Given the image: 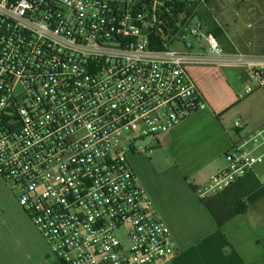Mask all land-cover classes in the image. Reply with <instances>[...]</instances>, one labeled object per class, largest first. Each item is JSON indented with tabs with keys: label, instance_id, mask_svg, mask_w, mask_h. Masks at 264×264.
<instances>
[{
	"label": "built area",
	"instance_id": "2783aa9c",
	"mask_svg": "<svg viewBox=\"0 0 264 264\" xmlns=\"http://www.w3.org/2000/svg\"><path fill=\"white\" fill-rule=\"evenodd\" d=\"M211 0H0V178L48 243L46 264H161L177 245L128 162L205 107L191 68L264 92V55L211 31ZM235 127H242L239 121ZM197 189L264 163V129Z\"/></svg>",
	"mask_w": 264,
	"mask_h": 264
},
{
	"label": "crops",
	"instance_id": "0c3cea01",
	"mask_svg": "<svg viewBox=\"0 0 264 264\" xmlns=\"http://www.w3.org/2000/svg\"><path fill=\"white\" fill-rule=\"evenodd\" d=\"M260 52L264 50L254 54L264 55ZM237 71L238 79L249 85L248 76ZM241 94L238 100L247 97L240 98ZM226 116L224 108H210L205 102L191 118L161 136L157 143L165 156L159 161L170 165L166 170L151 166V157L133 160L177 245L175 255L161 264H264V163L217 195L203 200L197 193L226 169L225 155L233 146L264 129V118L251 126L254 122L245 119L237 129ZM1 192L6 200L0 203V264L42 263L47 249L39 232L18 208L14 194L3 185Z\"/></svg>",
	"mask_w": 264,
	"mask_h": 264
},
{
	"label": "rangeland",
	"instance_id": "374dc122",
	"mask_svg": "<svg viewBox=\"0 0 264 264\" xmlns=\"http://www.w3.org/2000/svg\"><path fill=\"white\" fill-rule=\"evenodd\" d=\"M201 14V18L208 27L222 26L228 38L241 51L257 53L264 50V0H211L208 11L204 10ZM245 42H250L252 46L246 48L243 45ZM260 53L263 54L264 52ZM189 73L202 93L207 106L214 109L224 108L229 124L233 125L239 121L242 125H245V119H248L254 122L253 124L249 123V126H251L257 122L258 118L259 120L264 118V93L262 91L257 90L252 95L238 100L237 95L244 93L247 85L245 86V82L238 79L237 70L195 67L191 68ZM250 129L248 128V130ZM139 146L152 148L154 153L142 156L128 153L127 159L132 168L134 158L142 159V157H151V161L149 160L151 166H155L158 170L161 168L166 170L170 167V165L160 163L159 159L161 162L164 160L165 152L158 146L157 141L147 138L139 142ZM133 170L136 171L134 168ZM136 176L139 179L137 174ZM262 181L264 192V174L262 175ZM2 185L7 191L11 192L0 178V203L6 200L1 192ZM11 195L13 196L12 192ZM13 198L15 199L14 196ZM15 202L20 209L21 207L16 199ZM39 237L47 249V257L40 264H46L51 261V259H47L50 254L49 245L41 235Z\"/></svg>",
	"mask_w": 264,
	"mask_h": 264
},
{
	"label": "trees",
	"instance_id": "16d2710c",
	"mask_svg": "<svg viewBox=\"0 0 264 264\" xmlns=\"http://www.w3.org/2000/svg\"><path fill=\"white\" fill-rule=\"evenodd\" d=\"M211 31L221 40V42L225 45H227L226 38L224 37L223 30H221L218 26H211L210 27ZM227 49L229 51H233L234 48L232 46L227 45Z\"/></svg>",
	"mask_w": 264,
	"mask_h": 264
}]
</instances>
